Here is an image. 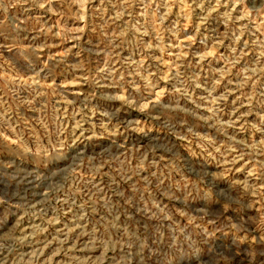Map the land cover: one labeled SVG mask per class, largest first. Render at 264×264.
<instances>
[{
	"label": "rangeland",
	"instance_id": "1",
	"mask_svg": "<svg viewBox=\"0 0 264 264\" xmlns=\"http://www.w3.org/2000/svg\"><path fill=\"white\" fill-rule=\"evenodd\" d=\"M0 264H264V0H0Z\"/></svg>",
	"mask_w": 264,
	"mask_h": 264
}]
</instances>
